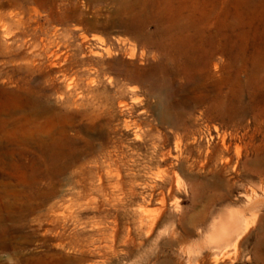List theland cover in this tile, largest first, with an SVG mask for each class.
Returning a JSON list of instances; mask_svg holds the SVG:
<instances>
[{
    "label": "rangeland",
    "instance_id": "1",
    "mask_svg": "<svg viewBox=\"0 0 264 264\" xmlns=\"http://www.w3.org/2000/svg\"><path fill=\"white\" fill-rule=\"evenodd\" d=\"M125 1L0 0V264H264V0Z\"/></svg>",
    "mask_w": 264,
    "mask_h": 264
},
{
    "label": "bare ground",
    "instance_id": "2",
    "mask_svg": "<svg viewBox=\"0 0 264 264\" xmlns=\"http://www.w3.org/2000/svg\"><path fill=\"white\" fill-rule=\"evenodd\" d=\"M161 1V2H160ZM140 2V9L143 10L148 14V12L151 14L147 18H151L152 15H156L159 12H163L165 9H162V3H166L167 0H138ZM125 3L127 4V7L124 9V13L127 17L131 16L134 12H136L137 7L136 5L129 6L130 1L126 0ZM138 5V4H137ZM129 6V7H128ZM135 28V24L131 23L128 25L127 30H133ZM215 68L218 69V65H215ZM45 148L48 147V144H45L43 142ZM44 148V149H45ZM45 155L47 157L48 150L45 149ZM23 158H25V155H22ZM236 219L234 216L231 217L230 220H227L223 222L218 230L210 237L211 241L213 243H222L227 242L229 238L232 236L233 233L238 231L237 222H235Z\"/></svg>",
    "mask_w": 264,
    "mask_h": 264
}]
</instances>
